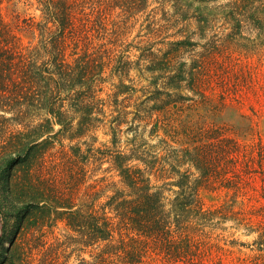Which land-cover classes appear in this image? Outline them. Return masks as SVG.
I'll use <instances>...</instances> for the list:
<instances>
[{"label":"trees","instance_id":"16d2710c","mask_svg":"<svg viewBox=\"0 0 264 264\" xmlns=\"http://www.w3.org/2000/svg\"><path fill=\"white\" fill-rule=\"evenodd\" d=\"M150 1L37 0L43 20H25V23L41 30L40 45L25 47L14 26L5 19L2 10L5 0H0V111L11 112L17 124H24L21 121L24 115L45 110L48 115L58 117L57 123L63 125L64 129L70 130L73 122L64 118V108L68 103L74 112L84 117L81 131H89L96 120L91 116L97 102L94 80L99 72L104 71L107 63L104 57L92 51L96 48V39L108 38L102 34V30L107 31L108 11L120 6L124 12L132 15L146 11ZM167 1L160 2L163 13H166L164 5ZM172 1L173 12L167 14L165 21L176 20V17L181 22L195 20L197 29L193 34L199 38V42L194 41L192 36H184L170 43L172 49L163 58L158 56L154 47L148 49L151 43L145 47L144 52L147 49L150 56H158L152 61L151 68L152 72H159L157 79L165 74L170 81V87L157 89L155 96L149 99L155 102L153 110L156 111H160L161 103L169 101V104L177 105V101H170L172 90L182 87L185 76L190 80L189 89L195 95L204 94L202 85H212V73L216 76L215 82L218 77V83H223L228 68L234 70L238 67V63L233 64L235 53L241 57L264 50V0ZM149 26V29L158 31L153 28L157 26L155 22ZM104 47L105 44L100 45L97 52L107 51ZM197 47L206 49L207 54L194 59L189 69L187 63L179 62L180 69L174 75L172 61ZM69 50L75 52L77 57L69 60ZM217 66L223 69L221 74L216 72ZM93 69L99 72L93 73ZM179 99L186 100L188 97L179 94ZM45 121L27 132L13 134L4 147L1 171L7 174L8 189L15 166L23 168L27 176L26 181L15 184L13 193L19 198L26 194L24 190H40V186L44 185L36 177L38 171H32V168L40 158L37 148L54 136L49 135L53 123ZM155 127H159V122ZM170 128V139H162L157 145L144 143L129 153L98 149L110 160L111 170L117 173L119 179L108 185L112 193L101 208L103 213L94 209L101 199L96 191L91 211L85 213L83 208L75 213L70 211L68 225L83 229L86 227L83 219L88 214L91 221L90 230L86 232L90 237L89 242L104 240L111 243L119 236L120 242L124 243L127 242V234L131 240L140 241L145 247H153L165 261L173 264H224L215 255L225 252L224 247L214 242L205 231L214 224L216 214H220L222 209H204L195 191L182 200L168 204L152 175L157 181L178 177L180 181L176 183L177 186L185 189L189 188L188 181L192 175L185 167L188 166L199 173L203 182L214 188L241 190L254 184V187L260 185L264 190V142L262 139L244 142L234 136L232 128L227 126L190 124L179 130L177 125L170 124ZM45 136L47 139H43ZM41 139L42 142H39ZM95 159L101 160L100 157ZM33 176L38 178V184L33 182ZM259 245L263 250L264 232L260 235ZM121 248L126 263H142L139 249L131 251L125 246ZM118 252V247L110 245L106 254Z\"/></svg>","mask_w":264,"mask_h":264},{"label":"rangeland","instance_id":"374dc122","mask_svg":"<svg viewBox=\"0 0 264 264\" xmlns=\"http://www.w3.org/2000/svg\"><path fill=\"white\" fill-rule=\"evenodd\" d=\"M160 2L151 0L146 11L132 15L120 6L108 11L107 31L102 30L103 37L108 38L96 39V48L92 51L104 57L107 63L103 72L93 69V73L98 71L99 74L94 80L96 110L91 114L96 120L89 131H81L84 117L74 112L68 103L64 108V118L72 120L70 130L64 129L57 123L59 118L48 115L45 110L24 115L21 120L24 124H17L11 112L0 111V264H128L123 249H119L124 246L131 251L139 249L142 252L140 264H173L165 261L153 247H145L140 241L131 240L127 234V242L124 243L120 242L119 236L111 243L104 240L89 242L86 232L90 230L91 221L88 214L83 219L86 225L83 229L68 225L70 211L75 213L82 208L85 213L91 211L96 191L101 199L94 209L103 213L101 208L112 193L108 185L119 179L111 170L110 160L98 149L129 153L144 143L160 144L162 139H170V124L177 125L179 130L190 124L227 126L244 142L261 139L264 142V50L241 57L235 53L233 64L238 63V67L234 70L228 68L223 83H218V77L215 82L216 76L212 73V85H202L204 94L195 95L189 89L190 80L185 76L182 87L172 90L170 101H177V105L169 104L165 98L168 104L161 103L160 111L153 110L155 102L149 99L155 96L157 89L170 87V81L165 74L157 79L159 72H152V61L158 56L163 58L172 49L170 43L184 36H192L199 42L193 34L197 29L195 20L181 22L176 17V20L165 21L167 14L173 12L174 3L168 0L164 5L166 13H163ZM2 10L25 47L40 45L41 30L25 23V20H43L37 0H5ZM151 22L156 23L153 28L158 29L157 32L149 29ZM150 43L152 46L148 49L154 47L158 56H150L147 49L144 52ZM102 44L107 51L97 52ZM205 54L206 49L197 47L182 58L174 59V75L180 69L179 62L187 63L189 69L194 59ZM67 57L71 60L77 55L69 50ZM215 70L220 74L223 72L219 66ZM179 94L188 99H179ZM45 120L53 123L49 135L54 136L43 138L47 142L37 148L40 158L32 168V171H38L36 177L45 186L41 185L40 190H24L26 194L19 198L13 193L15 184L26 181L27 176L23 168L15 166L8 189L7 174L1 171L4 147L13 134L27 132ZM157 122L159 127H155ZM96 157L101 160L96 161ZM185 167L192 173L189 188L185 189L177 186L178 177L157 181L152 175L166 202L173 204L195 191L204 209H222L220 214H216L214 224L205 230L225 249V252L215 254L217 259L224 264H264V246L263 250L259 248L260 235L264 232V190L260 185L254 187L253 184L241 190L214 188L203 182L195 169ZM32 178L38 184V178ZM110 245L118 247L119 252L106 254Z\"/></svg>","mask_w":264,"mask_h":264}]
</instances>
